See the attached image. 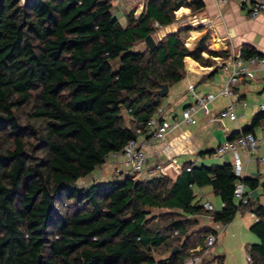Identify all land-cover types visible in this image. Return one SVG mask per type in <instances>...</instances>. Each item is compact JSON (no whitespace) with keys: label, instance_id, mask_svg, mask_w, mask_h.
Returning a JSON list of instances; mask_svg holds the SVG:
<instances>
[{"label":"trees","instance_id":"1","mask_svg":"<svg viewBox=\"0 0 264 264\" xmlns=\"http://www.w3.org/2000/svg\"><path fill=\"white\" fill-rule=\"evenodd\" d=\"M182 6L204 3L146 0L123 25L113 0H0V264H183L214 232L184 238L197 223L191 216L227 224L249 204L235 199L236 183L264 187L259 177L236 176L230 163L185 166L175 179L127 173L79 184L110 153L149 132L164 98L158 92L185 77L186 57L202 65L230 57L228 49H210L208 35L188 47L182 28L152 51L134 48ZM240 53L263 55L248 44ZM263 118L257 113L242 131ZM195 185H210L223 207L205 210ZM250 205L259 242L247 250L251 264H264V204ZM152 209L166 211L157 217Z\"/></svg>","mask_w":264,"mask_h":264},{"label":"crops","instance_id":"2","mask_svg":"<svg viewBox=\"0 0 264 264\" xmlns=\"http://www.w3.org/2000/svg\"><path fill=\"white\" fill-rule=\"evenodd\" d=\"M188 1L192 2L194 0ZM202 1L204 6L193 11H198L200 25H203L201 30L205 35L209 36V41L213 42V48L207 44L210 49H228L231 52V57L233 54L241 52L242 47L248 44L254 46L264 55V13L257 17H250L246 8L237 0H229L225 4L218 3L217 0ZM118 2L119 0L115 3ZM145 2L146 0H120L119 5L128 13L138 3V14L135 16H139L143 11ZM182 10L184 11L183 13L187 14L192 9L182 6L179 11ZM174 22L162 26L169 27ZM178 29H180L179 26H174V30H167V33L175 32ZM200 35L202 34L193 32L188 39L190 42L188 43V47H193ZM207 55V53H204L205 57H209ZM212 59L214 62L212 65H202L193 58L186 57L185 77L177 84L169 87L166 97L170 100L167 103L168 105L164 106L165 112L163 117H167L174 122L177 120L178 127L171 129L164 140H154L151 137L153 128H150L149 132L143 133L138 137L141 146L148 155L149 166L174 164L181 173L185 166H210L224 163L233 165L236 156L234 152H228L223 156H215L214 150L220 142L229 138L231 133L238 134L242 131L243 127L250 125L254 116L260 112L258 104L264 101V65L255 67L254 78H242L234 86L233 99L237 103L236 110L239 117L237 121H233L219 116V111L228 102V98L220 94L228 77L227 72L220 65L229 58L213 56ZM212 71L213 73L210 74ZM205 92L217 94L216 99L209 104V114L199 112L196 116L197 122L194 124L183 122L182 117L180 118L179 113L176 111L175 105L180 106L179 104H181L184 108L194 101L189 100L190 94L195 98L197 94ZM171 94L173 95L170 96ZM248 106H250L251 111L247 115L246 109ZM239 110L242 116L239 115ZM262 123L263 121L255 126L253 130L258 137L261 136ZM262 154V146L249 152L244 148L238 149L237 156L244 162L245 167L243 177H259L260 181L264 180V164L260 161ZM127 170H129V167L125 164L121 154L110 153L103 164L97 167L89 176L81 179L80 182L88 181V184L94 178H96V181L106 182L113 178H120L126 174ZM193 188L200 200L208 199L209 191L214 193L210 185L204 187L195 185ZM245 193L250 200L249 204L238 211L232 221L224 224L220 221H215L209 214H201L202 216H199L200 214L193 215L191 218L196 220L197 223L184 235V238L193 231L211 228L217 235V241L214 245L221 240L218 249L224 248L223 242L225 239H235L239 242L238 247L241 253L245 255L250 254L247 250L248 246L259 242V237L250 229V226L256 220V216L252 211V205L250 204L257 202L264 204V187L262 185L256 188L247 186ZM222 207L223 202L219 209ZM159 210L162 212L166 211V209ZM246 212L248 213L245 214ZM247 215L248 218L245 217ZM204 216L207 218H201ZM246 229L253 234L247 232ZM167 255L158 257L164 258ZM216 256H222L221 262L218 264H224L225 253L217 254ZM210 258L211 255L208 254L204 261H209ZM204 261L202 264H204ZM241 264H251V262L243 258Z\"/></svg>","mask_w":264,"mask_h":264},{"label":"built area","instance_id":"3","mask_svg":"<svg viewBox=\"0 0 264 264\" xmlns=\"http://www.w3.org/2000/svg\"><path fill=\"white\" fill-rule=\"evenodd\" d=\"M218 3L225 4L229 0H217ZM241 5H243L250 17H257L264 13V0H237ZM229 59L221 63L222 67L227 72V80L222 87L220 94L228 98V102L219 111V116L222 118H228L233 121L238 120V113L236 110L237 103L234 101V86L242 78H254L255 77V67L264 65V55H252L247 58L241 56L240 52L233 54ZM217 97L214 92H205L197 94L194 101L186 105L182 109V121L188 124H194L197 122V114L203 112L209 114V104L212 103ZM245 104V103H243ZM258 109L264 114V101L258 104ZM165 109L160 106L157 109L155 115H153L149 120V127L153 128L151 137L154 140H164L171 129L178 127L176 122L164 116ZM179 122V121H178ZM263 147V154L260 156V161L264 164V118L261 125V136H257L254 131H240L233 138H227L220 142L215 150V156H223L228 152H234L236 154L233 162V170L236 176L243 177L245 172L244 162L237 156V151L240 148L246 149L248 152L250 150H255L258 147ZM121 154L125 164L129 167L130 174H143L144 178H149L154 175L164 174V169L166 165L156 164L154 166L148 165V155L146 151L141 146L139 139L130 140L122 149ZM187 170H191V166L186 167ZM79 183L81 186H86L84 181ZM246 183L239 180L234 188V197L237 202H242L244 204L249 203V198L247 197ZM203 208L209 212H214L216 208L214 204L209 199H204L202 201ZM217 241V235L214 232L209 233L204 242L197 246L191 254H189L183 261V264H202L204 259L209 253V250L214 246ZM248 261H252L250 254L246 255ZM157 264V263H155Z\"/></svg>","mask_w":264,"mask_h":264},{"label":"rangeland","instance_id":"4","mask_svg":"<svg viewBox=\"0 0 264 264\" xmlns=\"http://www.w3.org/2000/svg\"><path fill=\"white\" fill-rule=\"evenodd\" d=\"M118 0L114 1V12L116 13L117 17L120 19L121 23L123 25H126L127 23V19H126V11L122 9V7L119 5L120 0L118 3ZM138 5V3H137ZM137 5L134 7V9H131L132 11H134V14H138L137 13ZM139 7V6H138ZM181 9V7L176 11V18H175V22L173 23V25H170L169 27L166 26H160L158 24L156 25V30L153 34V36L155 37L156 41H159L162 37H164L167 34V30H174V26H179V28H182V30L184 31L181 36L182 39L184 40V42L186 43V45L188 46L190 43L188 41V39L190 38L191 34L193 32L202 34L199 36V38L197 39V41L203 36L205 35V33L202 32V28L203 25H200V15L198 13V11H189V13L185 14L183 13L184 11H179ZM130 10V11H131ZM179 11V13H177ZM196 41V42H197ZM207 44L209 45V47L213 48V42H210L209 39L207 41ZM195 45V44H194ZM193 45V46H194ZM147 45L145 41L139 42L135 45V49H146ZM206 56V55H205ZM208 56V55H207ZM213 60V59H212ZM214 63V62H213ZM173 94H171L170 96H172ZM189 100H194L193 96L190 94L189 95ZM169 98L164 97L163 101H162V106H167L168 102H169ZM248 103H250L249 100H247ZM175 105L176 107V111L179 113L180 118L182 117V108L183 106L181 104ZM241 110V109H240ZM239 110V115L242 116L241 111ZM251 108L250 106H248V108L246 109V113L247 115L250 114ZM20 114L22 115V121L24 123H26V111H21ZM124 114L126 116V123L130 126H134L135 123L131 120V118L127 115V113L124 111ZM228 121V120H226ZM228 122H233V121H228ZM195 159V158H194ZM126 174L129 173V171L127 170V172H125ZM137 179H143L144 175L143 174H133ZM92 181H96V178L92 179ZM88 181H84V183L87 184ZM79 184H83V183H79ZM208 199L214 204V207L216 209H219V207L222 206V201L219 195H216L213 192L208 193ZM203 201V199H202ZM162 211L159 209H152V214H154L155 216H159L161 215ZM248 212H246L245 214H247ZM199 216H202L201 214ZM207 216V215H205ZM201 217V218H207V217ZM209 216V215H208ZM246 218H248V215L245 216ZM244 217V218H245ZM240 218V217H237ZM247 232H249L250 234L251 231H249L248 229H246ZM221 240H219V242H217L216 245H214L210 250H209V255H211V258L209 259L208 264H218L217 261L213 260L212 258L215 257L217 254H222L225 253V262L224 264H241L242 260L244 258V260L246 259V255L244 253H241L240 249H239V242L237 240H231V239H225L223 244H224V248L223 249H218V246L220 245ZM169 254V253H168ZM167 254H163V255H159V256H165ZM207 260V259H206ZM247 260V259H246Z\"/></svg>","mask_w":264,"mask_h":264},{"label":"water","instance_id":"5","mask_svg":"<svg viewBox=\"0 0 264 264\" xmlns=\"http://www.w3.org/2000/svg\"><path fill=\"white\" fill-rule=\"evenodd\" d=\"M145 42H146V45L150 51H152L156 47V44H157V41L152 34H149L146 37ZM168 90H169L168 84H163L162 88L159 90L158 94L162 97H165L168 94ZM164 173L168 177L175 179L180 174V170H178V168L174 164H168L164 169ZM177 251H178V248L175 247L174 250L172 251V253H176Z\"/></svg>","mask_w":264,"mask_h":264}]
</instances>
